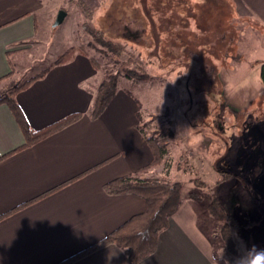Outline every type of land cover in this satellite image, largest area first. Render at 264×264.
<instances>
[{"label": "crops", "instance_id": "0c3cea01", "mask_svg": "<svg viewBox=\"0 0 264 264\" xmlns=\"http://www.w3.org/2000/svg\"><path fill=\"white\" fill-rule=\"evenodd\" d=\"M45 3L0 0L1 87L15 78L24 45L38 40ZM226 3L234 25H244L250 32L256 29L264 37V0ZM249 23L255 26L247 27ZM190 24L196 28L194 19ZM230 49L224 51L230 59V78L246 80L251 65L240 47L236 52ZM46 69L16 94L30 127L41 131L70 115L81 117L22 147L23 129L10 105L0 103V157L4 156L0 158V264H61L93 247L147 209L142 197L108 193L105 184L146 167L139 173L141 178L161 171L160 165L150 166L153 153L140 129L142 85L118 78L116 94L93 119L91 111L104 78L96 60L77 52L71 60L51 63L41 71ZM183 196L159 236L156 251L138 264H218L211 235L214 219L200 201L184 192ZM69 264L135 263L120 247L108 244Z\"/></svg>", "mask_w": 264, "mask_h": 264}, {"label": "rangeland", "instance_id": "374dc122", "mask_svg": "<svg viewBox=\"0 0 264 264\" xmlns=\"http://www.w3.org/2000/svg\"><path fill=\"white\" fill-rule=\"evenodd\" d=\"M84 1L85 7L78 0H45L39 38L24 45L15 78L0 86V94L35 78L68 49L75 48V54L84 49L104 76L118 72L120 81L142 85L140 127L168 151L154 177L171 175L166 180L180 181L185 194L202 198L196 200L214 219L216 262L237 264L253 246L264 249V37L256 29L234 25L226 0ZM150 6H155L152 13ZM60 9L67 16L55 26ZM190 19L196 21L195 29ZM100 35L124 45L122 56L96 42ZM228 46L231 52L240 47L251 65L246 80L230 78ZM129 57L137 61L128 66ZM125 67L150 77H129ZM213 198L241 220L237 255L228 250L222 222L208 209Z\"/></svg>", "mask_w": 264, "mask_h": 264}, {"label": "trees", "instance_id": "16d2710c", "mask_svg": "<svg viewBox=\"0 0 264 264\" xmlns=\"http://www.w3.org/2000/svg\"><path fill=\"white\" fill-rule=\"evenodd\" d=\"M78 1L81 6L85 7L86 3L84 0ZM85 9L89 11V8ZM149 9L152 13L155 10V6H151ZM95 40L105 46L108 51L114 52L117 56H122L124 45L121 43L105 39L101 35L97 36ZM80 51V53L87 54L84 49H80ZM74 52L75 48L72 47L68 49L64 54L58 57L56 63H63L71 60L75 55ZM136 61L137 60L134 57H129L124 64L129 66L130 64H134ZM96 64L98 63L96 62ZM46 71L47 69L41 72L39 76L43 75ZM123 71H125V74L129 77H135L143 80L150 77L148 73H139L137 70H131L127 67H125ZM118 77V72H107L105 74L97 90L91 111V118H98L116 94ZM34 79L35 78H32L27 83L0 94V103L6 102L10 105L23 129L26 137V143L22 147H26L32 143L42 140L43 138L76 122L81 117L80 114H73L41 131H34L30 127L16 101L17 92L21 88L27 86ZM261 79L264 82V63L261 66ZM140 129L144 133L153 153V160L150 166L160 165L168 152L166 146L161 143L156 136H147L141 127ZM3 157L4 156L0 158ZM245 159H248L247 155L245 156ZM147 168L148 167L142 168L136 174L125 175L105 184V189L108 193H131L142 197L147 203L146 211L132 216L117 229L107 235L98 244L86 249L82 253L61 264H69L74 260L108 244H115L120 247L135 264L140 263L143 259L152 255L156 251L161 232L169 226L170 217L178 211L182 204L184 197L183 184L180 181L172 182L158 177L141 178L139 173ZM218 171L221 172L219 168ZM195 182L198 185H205L204 181L200 179H196ZM188 196L198 200L202 199L195 192H190ZM208 209L217 220L222 222L221 234L228 250L232 254L237 255L238 249L235 234L243 233L240 218L231 213L226 205L217 198L211 199L208 204ZM241 237L244 238L243 234Z\"/></svg>", "mask_w": 264, "mask_h": 264}, {"label": "clouds", "instance_id": "9594fccd", "mask_svg": "<svg viewBox=\"0 0 264 264\" xmlns=\"http://www.w3.org/2000/svg\"><path fill=\"white\" fill-rule=\"evenodd\" d=\"M237 264H264V249L253 246L239 258Z\"/></svg>", "mask_w": 264, "mask_h": 264}, {"label": "water", "instance_id": "95a60500", "mask_svg": "<svg viewBox=\"0 0 264 264\" xmlns=\"http://www.w3.org/2000/svg\"><path fill=\"white\" fill-rule=\"evenodd\" d=\"M66 16H67V11L64 10V9H60L59 12H58V15H57V18H56V21H55L54 25L55 26L60 25L64 21Z\"/></svg>", "mask_w": 264, "mask_h": 264}]
</instances>
